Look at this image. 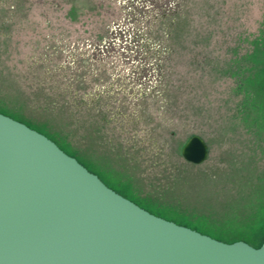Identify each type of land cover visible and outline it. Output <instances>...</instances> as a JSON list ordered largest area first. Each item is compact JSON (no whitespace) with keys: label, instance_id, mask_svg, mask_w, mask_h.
<instances>
[{"label":"rangeland","instance_id":"rangeland-1","mask_svg":"<svg viewBox=\"0 0 264 264\" xmlns=\"http://www.w3.org/2000/svg\"><path fill=\"white\" fill-rule=\"evenodd\" d=\"M0 113L151 214L264 241V0H0Z\"/></svg>","mask_w":264,"mask_h":264},{"label":"water","instance_id":"water-1","mask_svg":"<svg viewBox=\"0 0 264 264\" xmlns=\"http://www.w3.org/2000/svg\"><path fill=\"white\" fill-rule=\"evenodd\" d=\"M180 154L200 165L208 147L192 136ZM0 264H264V243H225L153 215L0 113Z\"/></svg>","mask_w":264,"mask_h":264},{"label":"trees","instance_id":"trees-1","mask_svg":"<svg viewBox=\"0 0 264 264\" xmlns=\"http://www.w3.org/2000/svg\"><path fill=\"white\" fill-rule=\"evenodd\" d=\"M2 114V113H1ZM4 115V114H3ZM17 121V120H16ZM30 128V127H29ZM34 130V129H33ZM36 131V130H35ZM41 134V133H40ZM43 135V134H42ZM45 136V135H44ZM46 137V136H45ZM49 139V138H48ZM50 140V139H49ZM52 141V140H51ZM53 142V141H52ZM62 150V149H61ZM63 151V150H62ZM64 152V151H63ZM65 153V152H64ZM65 154H67V153H65ZM68 155V154H67ZM68 156H70V155H68ZM70 157H72V156H70ZM74 158V157H73ZM77 160V159H76ZM77 162L78 163H80L83 167H85L81 162H79L78 160H77ZM86 168V167H85ZM89 172H91L88 168H86ZM92 173V172H91ZM93 174H95V173H93ZM104 184H105V182L97 175V174H95ZM106 185V184H105ZM107 186V185H106ZM108 187V186H107ZM109 188V187H108ZM111 189V188H110ZM114 191V190H113ZM117 193V192H116ZM120 195V194H119ZM122 196V195H121ZM125 198V197H124ZM129 200V199H128ZM131 201V200H130ZM134 203V202H133ZM137 205V204H136ZM140 207V206H139ZM143 209V208H142ZM145 210V209H144ZM154 215V214H153ZM191 229V228H190ZM192 230H194V229H192ZM196 231V230H195ZM198 232V231H197ZM200 233V232H199ZM201 234H203V233H201ZM205 235V234H204ZM208 236V235H207ZM210 237V236H209ZM212 238V237H211ZM213 239H215V238H213ZM215 240H217V239H215ZM218 241H220V240H218ZM237 241H240V240H237ZM223 242V241H222ZM233 242H236V241H232V242H225V243H233ZM264 243V241L261 243V244H259V245H256V246H252V247H254V248H259L262 244Z\"/></svg>","mask_w":264,"mask_h":264}]
</instances>
